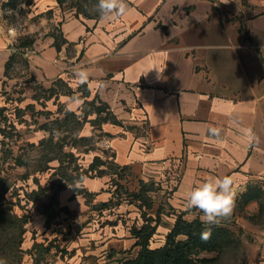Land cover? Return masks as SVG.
Segmentation results:
<instances>
[{"label": "crops", "instance_id": "1", "mask_svg": "<svg viewBox=\"0 0 264 264\" xmlns=\"http://www.w3.org/2000/svg\"><path fill=\"white\" fill-rule=\"evenodd\" d=\"M212 1L126 0L129 10L118 19H92L61 7L57 0H33L24 28L3 22L0 29V145L15 134L16 141L39 149L40 142L50 138L45 127L56 96L51 98L52 88L58 82L81 85L73 69L86 67L92 73L89 82L81 85L80 96L73 90L77 99L66 103L67 109L82 108L79 102L83 105L87 98L107 107L111 119L101 127L99 146L103 150L108 141L105 151L117 168L167 194L173 213L160 216L168 228L158 225L156 233L167 237L178 215L188 222L201 221L199 209L186 207V193L210 178L231 176L234 207L228 217L253 239L250 251L264 264V0H247L249 8L241 5L243 28L228 21L232 16L221 8L214 9ZM224 2L227 10L229 3ZM58 31L67 41L59 49ZM25 40L31 42L27 47L22 46ZM19 61L22 73L14 76ZM26 80L48 94L46 125L40 124V111L34 112L42 100L27 95L31 88L23 84ZM28 111H33L36 127L32 134L25 132ZM210 126L222 129L219 138L209 134ZM11 153L16 167L25 166L24 145ZM82 186L92 196L91 205L105 207L115 201L105 177H88ZM255 189L263 200L258 196L245 204ZM74 191L64 188L59 197L60 207L77 212L74 232L80 231L75 236L79 241L69 245L82 248L95 242L98 264L109 252V262L118 261L126 250L137 257L140 247L132 227L141 228L139 207L119 204L111 226L98 219L88 223L89 204ZM155 191L150 193L156 196ZM51 198L52 193L40 197L34 206L43 207ZM33 215L34 228L41 230L37 236L48 237L52 231L47 215ZM27 235L24 252L34 246Z\"/></svg>", "mask_w": 264, "mask_h": 264}, {"label": "rangeland", "instance_id": "2", "mask_svg": "<svg viewBox=\"0 0 264 264\" xmlns=\"http://www.w3.org/2000/svg\"><path fill=\"white\" fill-rule=\"evenodd\" d=\"M8 0L5 4L4 22L8 25L22 29L28 23V14L32 11L33 0H17V6L13 7ZM213 0L214 9L221 8L225 15L232 17L227 19L243 28L244 15L240 12L241 5L249 8L247 0ZM68 7L73 6L71 1ZM94 13L93 8L90 9ZM252 14L251 11L248 15ZM47 15V14H46ZM28 37V36H27ZM26 37V39H27ZM26 41V40H25ZM19 70H13L12 75L18 76L22 73L24 64L19 61ZM25 86L31 88L28 96L36 95L41 104L35 105V114L40 111V124L46 125L48 117V103L44 100L48 94L40 89L36 83L26 80ZM51 98V122L46 126V134L50 138L40 142L39 149L28 147L25 142L16 141L15 134H10L9 140L0 145V261L5 264H98L100 262L99 248L96 243L90 240L89 246H70L71 242H78L75 238L78 228L76 223V211L67 207H60L59 197L64 188H72L74 192L83 195L86 203L89 204L88 223L98 219L99 224L112 225L118 218L116 211L119 204L124 206L134 205L139 207L140 227L152 224L168 228L167 223H161L160 216H170L172 208L168 205L167 194L157 191L155 184L151 182L144 184L143 181L133 179L125 168H117L111 161L110 155L105 149L99 146L103 134L101 127L104 122L111 119L104 105H99L95 100H87L79 109L68 110L66 103L77 99L71 95L73 90L79 92V86H69L65 82H58L52 88ZM77 94V93H76ZM69 102V103H70ZM45 106V107H44ZM55 106V107H54ZM55 109V116L53 115ZM29 116L31 112L28 111ZM85 114V116H83ZM87 114V115H86ZM88 114L91 118H88ZM25 122V132L32 134L36 130L34 120L30 117ZM34 126V128H30ZM11 133V132H10ZM20 139V138H18ZM17 139V140H18ZM24 145L25 157L22 161L23 167H16L17 163L12 153H18V149ZM101 163H104L102 166ZM105 177L108 180V188L114 193L115 201L106 204L105 207L91 205L92 196L82 189L83 181L86 178ZM156 190V191H155ZM157 192L154 196L150 192ZM52 193L51 202L45 206H34L40 197ZM263 200V196L258 195ZM154 197V198H152ZM102 210V212H101ZM43 212L48 217V226L51 225V233L48 237H39L41 230L34 228V213ZM179 216V215H178ZM177 216V218H178ZM84 219V218H83ZM177 220V219H176ZM127 223V222H126ZM221 224L234 232V236L227 237L221 242V248L217 252H202L195 259L196 264H258V255L251 250L250 243L253 239L246 233L240 223L232 217L222 218ZM157 225V226H158ZM132 227V223H129ZM136 225L132 227L135 229ZM32 235H27L28 232ZM22 232V236H21ZM163 233H156L150 241V248L162 247L166 242ZM11 235L14 236L12 243L8 244ZM27 235L28 239L34 241L31 250L24 252L22 243ZM45 235V234H44ZM182 239V238H181ZM39 241V242H38ZM68 243L66 244V242ZM21 246V247H19ZM84 247V248H83ZM89 254V256H88ZM132 250H126L117 257L118 261H110L112 253H107L103 264H120L122 261L131 259ZM260 256V255H259Z\"/></svg>", "mask_w": 264, "mask_h": 264}, {"label": "trees", "instance_id": "3", "mask_svg": "<svg viewBox=\"0 0 264 264\" xmlns=\"http://www.w3.org/2000/svg\"><path fill=\"white\" fill-rule=\"evenodd\" d=\"M71 1L77 15H83L85 18L98 19L100 15L94 9L97 0H57L62 7ZM17 0L12 2L16 7ZM56 36V47L67 44L62 33L58 31ZM31 42L26 40L22 46H29ZM107 107H105L106 109ZM87 115V114H86ZM85 116V114H83ZM104 165V163H101ZM262 194L260 190L250 191L244 198L245 204L258 198ZM158 223L155 225H144L140 229H133L132 235L137 239L136 246L140 247L137 257L122 261L120 264H196V257L202 252H217L221 248V242L227 237L234 236V232L224 227L221 222L217 224H205L200 220L188 222L184 220L183 215H179L172 231L167 235L165 244L158 249L150 248V241L156 233ZM210 232L207 239L202 238V234ZM22 236V232H21ZM14 236L11 235L8 244L12 243ZM182 238V239H181ZM21 247V246H19Z\"/></svg>", "mask_w": 264, "mask_h": 264}, {"label": "clouds", "instance_id": "4", "mask_svg": "<svg viewBox=\"0 0 264 264\" xmlns=\"http://www.w3.org/2000/svg\"><path fill=\"white\" fill-rule=\"evenodd\" d=\"M94 10L100 15L101 19H118L125 15L129 6L126 0H97ZM76 81L85 85L89 82L92 75L91 70L77 66L73 69ZM209 134L219 138L222 129L210 126ZM233 178L231 176L208 179L192 187L185 196L186 207L188 209H199L202 213L200 219L205 224H217L220 218L231 215L234 207V193L232 192ZM210 232L202 234L203 239H207ZM0 264H5L0 261Z\"/></svg>", "mask_w": 264, "mask_h": 264}, {"label": "built area", "instance_id": "5", "mask_svg": "<svg viewBox=\"0 0 264 264\" xmlns=\"http://www.w3.org/2000/svg\"><path fill=\"white\" fill-rule=\"evenodd\" d=\"M8 0H0V29L2 27V24H3V20H4V17H5V4L7 3ZM250 140L252 141L254 139V134H250L249 136ZM105 146L107 148L110 147V144L108 141H106L105 143ZM253 148L252 144L249 145V149L251 150ZM263 183H264V179H263Z\"/></svg>", "mask_w": 264, "mask_h": 264}]
</instances>
